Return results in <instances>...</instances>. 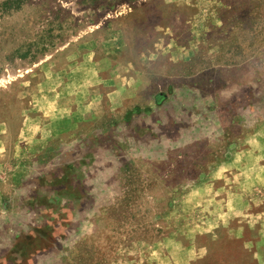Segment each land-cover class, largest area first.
Wrapping results in <instances>:
<instances>
[{"label":"rangeland","instance_id":"rangeland-1","mask_svg":"<svg viewBox=\"0 0 264 264\" xmlns=\"http://www.w3.org/2000/svg\"><path fill=\"white\" fill-rule=\"evenodd\" d=\"M0 264H264V0H0Z\"/></svg>","mask_w":264,"mask_h":264},{"label":"crops","instance_id":"crops-1","mask_svg":"<svg viewBox=\"0 0 264 264\" xmlns=\"http://www.w3.org/2000/svg\"><path fill=\"white\" fill-rule=\"evenodd\" d=\"M240 194H234L233 196L229 197V203L231 202L232 204H237L241 202Z\"/></svg>","mask_w":264,"mask_h":264}]
</instances>
